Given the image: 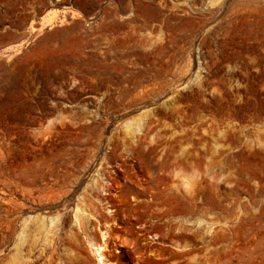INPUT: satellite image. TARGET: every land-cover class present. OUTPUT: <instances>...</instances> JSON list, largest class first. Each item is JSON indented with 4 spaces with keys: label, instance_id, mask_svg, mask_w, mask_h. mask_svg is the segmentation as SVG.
Segmentation results:
<instances>
[{
    "label": "rangeland",
    "instance_id": "obj_1",
    "mask_svg": "<svg viewBox=\"0 0 264 264\" xmlns=\"http://www.w3.org/2000/svg\"><path fill=\"white\" fill-rule=\"evenodd\" d=\"M106 223L116 264H264V0H0V264Z\"/></svg>",
    "mask_w": 264,
    "mask_h": 264
},
{
    "label": "bare ground",
    "instance_id": "obj_2",
    "mask_svg": "<svg viewBox=\"0 0 264 264\" xmlns=\"http://www.w3.org/2000/svg\"><path fill=\"white\" fill-rule=\"evenodd\" d=\"M109 213L112 212L111 209L108 210ZM111 223H106L104 228L99 230V238L97 241H88V246L95 258L96 264H116L109 258L108 250L109 240H110ZM152 237L158 238L157 235H152Z\"/></svg>",
    "mask_w": 264,
    "mask_h": 264
}]
</instances>
